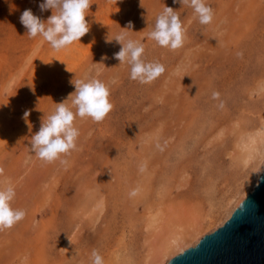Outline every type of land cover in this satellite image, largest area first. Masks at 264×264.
Returning <instances> with one entry per match:
<instances>
[{"label":"rangeland","instance_id":"rangeland-1","mask_svg":"<svg viewBox=\"0 0 264 264\" xmlns=\"http://www.w3.org/2000/svg\"><path fill=\"white\" fill-rule=\"evenodd\" d=\"M42 2L0 0V190L13 186L26 213L0 231V264H92L93 250L104 264H155L173 233L212 232L255 178L239 141L264 120V0H205L208 25L174 0H91L88 33L60 51L20 23L26 9L46 23ZM164 7L185 30L175 51L148 38ZM122 33L165 67L152 83L113 58ZM88 78L109 87L111 112L75 119L66 165L41 161L31 138Z\"/></svg>","mask_w":264,"mask_h":264},{"label":"clouds","instance_id":"clouds-1","mask_svg":"<svg viewBox=\"0 0 264 264\" xmlns=\"http://www.w3.org/2000/svg\"><path fill=\"white\" fill-rule=\"evenodd\" d=\"M174 3L191 8L202 25H208L213 21V10L205 0H174ZM90 5L91 0H43L38 6L40 11H53L47 22L34 15L31 9H26L20 16V23L26 28L29 38L40 36L53 50L60 51L79 42L80 38L88 33L85 13ZM132 27V22H129L127 29ZM148 38L155 41L158 46L172 51L183 47L185 30L177 12L170 7H164L156 17L154 28L148 34ZM114 39L122 45V48L114 53L113 58L120 64L130 66V79L141 84H150L165 72L162 64L147 62L144 59L143 43L127 39L123 33ZM74 87L75 92L70 94L69 98L75 112L65 102L56 104L54 113L43 122L39 131L31 138V151L45 163L56 161L63 165L68 163L63 157L69 156L77 149L80 135L79 130L74 126L77 117L100 123L113 108L109 99V87L99 79L76 80ZM212 98L218 99L219 93L213 92ZM29 115L30 112L26 110L23 119L27 120ZM2 173L3 169L0 168V174ZM137 192L138 190H133L130 196H136ZM15 195V189L11 185L0 190V231L11 229L26 215L24 210L14 209L11 206ZM91 259L92 264H104L103 258L96 250L92 251Z\"/></svg>","mask_w":264,"mask_h":264},{"label":"water","instance_id":"water-1","mask_svg":"<svg viewBox=\"0 0 264 264\" xmlns=\"http://www.w3.org/2000/svg\"><path fill=\"white\" fill-rule=\"evenodd\" d=\"M166 264H264V169L219 227Z\"/></svg>","mask_w":264,"mask_h":264},{"label":"bare ground","instance_id":"bare-ground-1","mask_svg":"<svg viewBox=\"0 0 264 264\" xmlns=\"http://www.w3.org/2000/svg\"><path fill=\"white\" fill-rule=\"evenodd\" d=\"M264 119V118H263ZM262 125H260V127L254 131L253 133H249L248 135H246L241 141H239V144H241V156L240 158L242 159V161L244 162V164L248 165L251 164L253 171H254V176L255 178L252 180V183L249 185V189L244 191L243 194H241V197L237 200H235L233 206L231 207V210H229V212H227V215L219 222L218 225H216L214 229H216L217 227H219L230 215V213L232 212V210L237 207L238 203L245 197L246 193L250 192L251 189L254 187V185L257 182V179L259 177V175L261 174V172L264 169V120H262ZM242 136V135H241ZM242 193V192H241ZM239 195V194H238ZM196 230V229H195ZM197 231V230H196ZM199 231V230H198ZM174 234V233H173ZM168 242H166L168 245H164V248L162 249L161 252L157 254H155V262L154 259L152 260L155 264H166L167 260L170 259L171 257H173L174 255L182 252L184 249H187L188 247H192L193 245H195L197 243V241L205 234L207 233H194L191 237L190 240L185 241L182 240V238L180 237L179 233L178 235H173ZM186 235V234H185ZM185 237V236H184ZM165 243V242H163ZM166 246V247H165ZM160 248V247H159ZM151 258V257H150ZM150 261V260H149ZM148 263V262H146Z\"/></svg>","mask_w":264,"mask_h":264}]
</instances>
